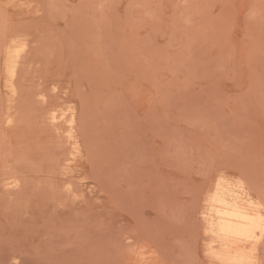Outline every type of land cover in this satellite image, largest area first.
<instances>
[{
	"label": "rangeland",
	"instance_id": "374dc122",
	"mask_svg": "<svg viewBox=\"0 0 264 264\" xmlns=\"http://www.w3.org/2000/svg\"><path fill=\"white\" fill-rule=\"evenodd\" d=\"M0 264H264V0H0Z\"/></svg>",
	"mask_w": 264,
	"mask_h": 264
},
{
	"label": "bare ground",
	"instance_id": "6f19581e",
	"mask_svg": "<svg viewBox=\"0 0 264 264\" xmlns=\"http://www.w3.org/2000/svg\"><path fill=\"white\" fill-rule=\"evenodd\" d=\"M250 202L251 199L247 195L240 199L222 202L225 210L223 220L226 225L223 239L229 251L236 250L247 234V226L254 217V212L249 208Z\"/></svg>",
	"mask_w": 264,
	"mask_h": 264
}]
</instances>
